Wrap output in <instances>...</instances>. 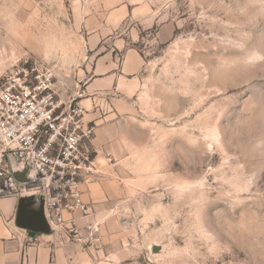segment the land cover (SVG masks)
Listing matches in <instances>:
<instances>
[{
	"label": "rangeland",
	"instance_id": "rangeland-1",
	"mask_svg": "<svg viewBox=\"0 0 264 264\" xmlns=\"http://www.w3.org/2000/svg\"><path fill=\"white\" fill-rule=\"evenodd\" d=\"M33 64L93 128L66 264H264V0H0V80Z\"/></svg>",
	"mask_w": 264,
	"mask_h": 264
},
{
	"label": "built area",
	"instance_id": "built-area-1",
	"mask_svg": "<svg viewBox=\"0 0 264 264\" xmlns=\"http://www.w3.org/2000/svg\"><path fill=\"white\" fill-rule=\"evenodd\" d=\"M63 107L49 68L14 67L0 80V197L44 195L54 232L98 241L100 224L91 220L78 186L81 173L91 170L85 140L93 128L84 125L78 104ZM11 166L29 169L30 179L17 182Z\"/></svg>",
	"mask_w": 264,
	"mask_h": 264
},
{
	"label": "crops",
	"instance_id": "crops-1",
	"mask_svg": "<svg viewBox=\"0 0 264 264\" xmlns=\"http://www.w3.org/2000/svg\"><path fill=\"white\" fill-rule=\"evenodd\" d=\"M125 46L122 42L116 47L118 51L125 50L121 65L113 63L104 73V82L110 87H117L125 77L133 79L144 66L140 55ZM16 210L17 197H0V264H66L67 253L69 255L72 248L57 245L51 235L32 234L18 228L15 225Z\"/></svg>",
	"mask_w": 264,
	"mask_h": 264
},
{
	"label": "water",
	"instance_id": "water-1",
	"mask_svg": "<svg viewBox=\"0 0 264 264\" xmlns=\"http://www.w3.org/2000/svg\"><path fill=\"white\" fill-rule=\"evenodd\" d=\"M14 179L17 182H27L30 179V170L18 166H11ZM15 225L18 228L30 231L32 234L40 233L51 235L55 230L45 217L44 195L22 194L17 198ZM160 248L153 246L152 251Z\"/></svg>",
	"mask_w": 264,
	"mask_h": 264
}]
</instances>
